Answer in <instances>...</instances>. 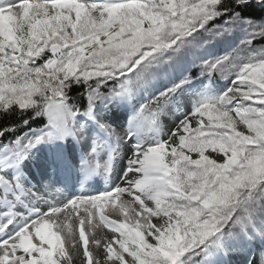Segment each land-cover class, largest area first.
I'll return each mask as SVG.
<instances>
[{"label":"snow or ice","instance_id":"obj_1","mask_svg":"<svg viewBox=\"0 0 264 264\" xmlns=\"http://www.w3.org/2000/svg\"><path fill=\"white\" fill-rule=\"evenodd\" d=\"M52 148L46 184L28 165ZM116 201L124 220L104 215ZM101 225L118 236L90 249ZM254 249L264 264V0H0V264Z\"/></svg>","mask_w":264,"mask_h":264},{"label":"rangeland","instance_id":"obj_2","mask_svg":"<svg viewBox=\"0 0 264 264\" xmlns=\"http://www.w3.org/2000/svg\"><path fill=\"white\" fill-rule=\"evenodd\" d=\"M194 70L198 71L199 69H194ZM231 79H232V77L228 76L226 80L219 81V83L225 84V83H228L229 81H231ZM178 115H180V113L173 112V113H170L169 117H167L165 119V133H167V130L169 128H171L173 126V124L176 122V118H177ZM113 119H114V122L118 126L123 127L125 125V122H126V114L123 111H118V112L115 113ZM205 119H207L206 116H205ZM164 138L166 139L167 136L165 135ZM185 151H186V154H187V149H185ZM191 155L193 156V158H195L198 154L195 153V152H192ZM35 157H34V160L32 159L34 161V163H33V161H31L29 163L28 170L30 172H32V174L35 176L36 180H38V181L39 180H43V182L47 184V183H51L52 181L58 179V177H56L51 171H49L51 169L48 168L47 162H46V160H45V158L43 156H39L37 154V156H35ZM121 166H123V163H121ZM122 199H130V197L125 195L124 197H122ZM151 203L153 205H148V204L147 205H148L149 208H153L154 209L155 208V204H154L153 201H151ZM133 207L136 208V209H139V204H134ZM142 215H146V213H142ZM107 217L109 218V220H117V221L123 220L121 218H117V217L109 216V215H107ZM75 219L76 218H73V223H75ZM96 219H97V221L99 220L98 215H97ZM151 219H152V223H156V219H157L156 217H152ZM101 227L102 228H101V232L100 233L95 234L94 231H93L92 234L89 235V248L90 249L94 247V245L92 243V236L93 235H100L101 233H103V235L105 237H108V238H111L113 235H117L118 236V234L112 233L109 227H105L104 225H101ZM88 233H89V229H88L87 224H86V234H88ZM78 235H79V230H78V228H76V236H77V238H78ZM145 236L147 237L149 242H153L152 237L148 236L147 232H145ZM34 240H36V242H38V238L34 237ZM80 244H82V242H79L78 246H80ZM65 246H66V248L69 247V244H68L67 241L65 242ZM45 247H47V245H45ZM114 247H116L117 250H119L118 244H115ZM232 256H233V258L231 257V262L235 263V261L237 260L238 263L241 264V262H242L241 257H247V254L243 253V252H234V253H232ZM260 256H261V253H260L259 249H257V251H255V253H253L252 258H254L256 260H259ZM125 257H126L127 260L131 259L130 257L127 256V254H125ZM237 257H239V259Z\"/></svg>","mask_w":264,"mask_h":264},{"label":"bare ground","instance_id":"obj_3","mask_svg":"<svg viewBox=\"0 0 264 264\" xmlns=\"http://www.w3.org/2000/svg\"><path fill=\"white\" fill-rule=\"evenodd\" d=\"M55 152H56V149L52 148V149H45V150L41 151L40 153H38L39 156H43L45 158L48 168H49V161H50L51 157L55 154ZM33 160H34V158H33ZM33 160H31V161H33ZM33 163H34V161H33ZM70 187H72L74 190L79 191V184L78 183H74L73 185H70ZM104 187H105V185H104V182L102 180H96V181L92 182V187L89 189V191H93V192L103 191ZM149 203L152 205L151 202H149ZM119 209H120V202L116 201L111 205L105 206L104 214L106 216L107 215L114 216V217L121 218L124 220V216L122 213H120ZM129 215H131V213H129ZM96 223H98V221L96 218H94L93 224L95 225ZM101 228L102 227L100 226L99 228L94 229V233L95 234L100 233ZM34 243H37L36 240H34ZM237 258L239 259V257H237ZM241 259H242V262L245 261L244 257H241ZM231 264H240V263H238V261L236 260L235 263L231 262Z\"/></svg>","mask_w":264,"mask_h":264},{"label":"trees","instance_id":"obj_4","mask_svg":"<svg viewBox=\"0 0 264 264\" xmlns=\"http://www.w3.org/2000/svg\"><path fill=\"white\" fill-rule=\"evenodd\" d=\"M258 14H259V12H258Z\"/></svg>","mask_w":264,"mask_h":264}]
</instances>
